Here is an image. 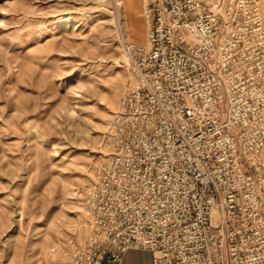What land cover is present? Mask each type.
<instances>
[{"label":"built area","instance_id":"1","mask_svg":"<svg viewBox=\"0 0 264 264\" xmlns=\"http://www.w3.org/2000/svg\"><path fill=\"white\" fill-rule=\"evenodd\" d=\"M133 82L84 189L64 264H264L261 0H142Z\"/></svg>","mask_w":264,"mask_h":264},{"label":"rangeland","instance_id":"2","mask_svg":"<svg viewBox=\"0 0 264 264\" xmlns=\"http://www.w3.org/2000/svg\"><path fill=\"white\" fill-rule=\"evenodd\" d=\"M142 6L0 0V264H64L83 233L84 189L134 80L124 42L145 41ZM127 252L121 264H153Z\"/></svg>","mask_w":264,"mask_h":264},{"label":"crops","instance_id":"3","mask_svg":"<svg viewBox=\"0 0 264 264\" xmlns=\"http://www.w3.org/2000/svg\"><path fill=\"white\" fill-rule=\"evenodd\" d=\"M129 256H130V253H128V252L125 253V255H124V259H123L124 262H126V260L129 258Z\"/></svg>","mask_w":264,"mask_h":264}]
</instances>
